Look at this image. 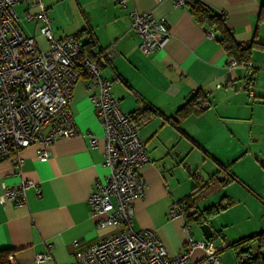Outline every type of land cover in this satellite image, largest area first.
<instances>
[{"label": "crops", "instance_id": "1", "mask_svg": "<svg viewBox=\"0 0 264 264\" xmlns=\"http://www.w3.org/2000/svg\"><path fill=\"white\" fill-rule=\"evenodd\" d=\"M199 1L223 14L237 42H254L248 65L230 64L217 32L199 23L187 4L127 0L122 8L115 0H42L55 37L88 29L95 41L92 51L115 47L113 61L103 68L104 75L117 77L112 93L127 114L137 117L145 111L148 116L137 119L150 160L138 169L148 184L144 194L133 200L132 226L153 230L171 255L183 249L189 235L206 239L203 233L194 234L196 221L210 224L213 233L206 240L227 248L229 243L218 239L222 229H216L213 220L234 202L243 205L250 224L233 242L264 234V0ZM131 9L165 17L170 35L155 52L141 51V38L130 28ZM15 10L18 27L47 48L40 32L42 22L25 18L27 11L36 12L38 7L24 2ZM208 30L213 37L206 35ZM85 37L83 33L81 40L86 41ZM86 81L87 76H82L75 83L69 101L80 134L53 142L47 158L38 156L35 143L23 148L20 176L10 160L0 161V197L5 187H14L22 179L35 181L40 189L39 196L33 189L26 190L20 205L0 199V250L10 249L16 264L71 263L77 249L87 248L106 234L96 228L88 203L94 181L104 179L108 168L102 128L89 98L96 89L89 92ZM197 90L207 95V105L199 111L186 105ZM185 107L187 115L177 116ZM86 131L98 137L96 148L90 147ZM221 167L233 179L225 185L207 184ZM198 185L206 186L196 203L199 212L220 201L230 205L207 221L169 217L171 204L185 199ZM73 240L78 241L77 248ZM255 243L248 244L252 250ZM41 253H49L50 258L36 263L35 255ZM199 254V250L193 252L194 257Z\"/></svg>", "mask_w": 264, "mask_h": 264}, {"label": "built area", "instance_id": "2", "mask_svg": "<svg viewBox=\"0 0 264 264\" xmlns=\"http://www.w3.org/2000/svg\"><path fill=\"white\" fill-rule=\"evenodd\" d=\"M171 1L174 6L187 2ZM24 2L38 7L36 12L27 11L25 18L42 22L40 32L47 48L18 27L15 6ZM115 2L122 8L127 6V0ZM128 13L130 28L140 36L139 47L144 54H151L164 45L170 35L164 16L137 9ZM206 35L214 36L211 30ZM81 47L72 34L60 38L53 35L42 0H0V161L10 160L18 168L15 174L20 176L23 148L35 143L38 156L47 158L48 147L53 142L80 134L69 107L73 87L81 78L78 61L87 71L85 88L89 92L96 89L90 92L89 98L102 128L104 165L108 173L104 179L94 181L88 203L96 228L106 234L87 248L77 249L75 260L65 264H222L224 243L215 244L189 235L183 249L171 255L153 230L133 228V200L144 194L148 184L138 169L149 162V155L138 127L112 93L116 75L109 77L103 73V68L116 55L115 47L111 44L80 58ZM230 64L236 65L232 59ZM85 134L90 147L96 148L98 137L90 131ZM216 179L225 185L233 178L227 172H219ZM28 189L40 195L35 181L22 179L14 187H5L0 199L23 204ZM198 214L197 204L179 201H174L168 212L171 218ZM72 245L77 248L78 241L73 240ZM198 250L200 254L194 257L193 252ZM49 258V253L37 254L35 262ZM248 259L249 255L244 253L236 261L243 264ZM9 264H16L12 256Z\"/></svg>", "mask_w": 264, "mask_h": 264}, {"label": "trees", "instance_id": "3", "mask_svg": "<svg viewBox=\"0 0 264 264\" xmlns=\"http://www.w3.org/2000/svg\"><path fill=\"white\" fill-rule=\"evenodd\" d=\"M186 4L189 7L190 12L194 16V18L201 24H206L208 27L214 28V30L217 32L216 39L224 49L226 55L229 59L234 60L236 65H248L251 59V53L252 49L255 46L254 42L251 41L246 44H242L237 42L231 32L228 30L227 26L224 22L223 14L215 13L212 9H210L206 4L199 0H187ZM83 33L86 34L87 40L83 41L81 40V37H83ZM93 34L88 29H83L79 31V33L74 34V37L81 43V53L80 58H82L85 54H91L92 47L95 45V41L93 39ZM77 67L79 69L80 75L87 76V71L83 68V66L80 64V61L77 62ZM207 102V95L202 92L201 90L195 91V93L191 96V98L187 101L186 105L192 104L194 109L199 111L203 110L206 107ZM152 110V113L156 114L157 110H155L152 107H148ZM145 111L138 114L137 117H133L129 114L132 122L138 127V117H142L140 119H147L148 116L144 114ZM182 113V114H180ZM145 115V116H144ZM184 116L187 115V107L182 108L181 112L177 114V116ZM227 170L226 167H221L220 170H218L213 178L209 179L207 184L214 183V181L218 182L216 179V176L219 172H225ZM205 185L204 186H195L193 189V192L189 194L185 199L179 202H186L189 205H194L198 202V199L203 197L205 194ZM230 205L229 202L222 203L220 201L217 204L211 205L206 208L203 212H199L197 216H194L196 220H199L200 218H203L204 221H207L208 217L211 216V214L216 213L222 208L227 207ZM193 218V217H191ZM250 242H256L255 249L252 250V247L248 245ZM238 244H233L236 246V248L241 247L240 251H238V255L241 254H248L249 259L244 262L243 264H264V234L259 233L257 235H253L248 238H244L237 242ZM246 246L247 248L244 249L243 247ZM12 253L10 249H1L0 250V264H9V255Z\"/></svg>", "mask_w": 264, "mask_h": 264}, {"label": "rangeland", "instance_id": "4", "mask_svg": "<svg viewBox=\"0 0 264 264\" xmlns=\"http://www.w3.org/2000/svg\"><path fill=\"white\" fill-rule=\"evenodd\" d=\"M202 171V174H205L204 170ZM238 205L234 202L228 210L220 211L213 220V226L216 229H222L221 236H217L218 239H223L227 244L229 243V246H227L222 253V264H237L236 258L238 256L239 248H236V246L233 245V241L240 239V237L244 235V227L250 224L247 220L243 205ZM200 224L201 222L198 223L197 221L193 224L196 226L193 227V230L196 231L194 233L195 235L201 236L202 234ZM221 224L223 226H219Z\"/></svg>", "mask_w": 264, "mask_h": 264}, {"label": "water", "instance_id": "5", "mask_svg": "<svg viewBox=\"0 0 264 264\" xmlns=\"http://www.w3.org/2000/svg\"><path fill=\"white\" fill-rule=\"evenodd\" d=\"M200 228H201L202 233L206 239H208L212 236L213 230H212L209 223L203 222L202 224H200Z\"/></svg>", "mask_w": 264, "mask_h": 264}]
</instances>
